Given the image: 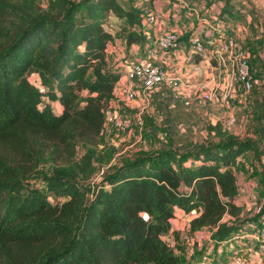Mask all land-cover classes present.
<instances>
[{"label":"trees","instance_id":"1","mask_svg":"<svg viewBox=\"0 0 264 264\" xmlns=\"http://www.w3.org/2000/svg\"><path fill=\"white\" fill-rule=\"evenodd\" d=\"M136 15L118 0H0V264H185L184 249L163 240L177 243L170 221L178 211H196L189 232L211 229L218 244L264 221V205L247 216L234 204L232 171L250 152L264 179V101L258 142L231 136L221 146L159 149L121 160L91 188L75 182L92 177L97 148L108 146L105 111L121 72L108 66L106 49L115 38L138 41ZM77 144L84 150L74 161ZM114 151L107 147V161ZM46 161L55 168L39 176L43 191L28 180Z\"/></svg>","mask_w":264,"mask_h":264},{"label":"crops","instance_id":"2","mask_svg":"<svg viewBox=\"0 0 264 264\" xmlns=\"http://www.w3.org/2000/svg\"><path fill=\"white\" fill-rule=\"evenodd\" d=\"M118 1L137 14L138 22L131 31L137 35L138 41L127 44L124 37H119L107 46L108 66L120 68L121 72L120 80L113 91L114 104L125 102L121 90L130 84L127 72L132 63H144L151 59L158 63L167 75L176 77L181 82L178 87L164 84L151 89L145 101L141 100L144 98L136 85L138 100L127 105L148 108L151 102V105L160 108L163 114L167 113L170 116V142L159 134L157 137L160 142L154 149H169L182 153L200 145L221 146L231 136L258 142V128L262 121L257 119L259 122H253L251 114L254 102L258 98L233 92V73L229 63L218 64L213 58L212 50L218 48L227 36H232L236 44L245 51L249 63L254 61L256 57L254 53L259 50L256 46L264 42V37L260 35L264 30V24H261V21L264 23V17L261 16L264 11V0H173V3L168 0ZM222 10L226 13L220 15ZM151 14L161 16L156 27L147 22L146 16ZM110 19L118 21L114 17ZM109 27L113 33H118L121 31V22L115 23L114 26L109 24ZM170 31H177L180 34L181 49L168 54L158 52L151 58L148 50L153 46L154 39ZM198 33L204 34V40H210L211 45L207 47L205 55L189 56L187 52L189 40ZM248 41L255 45L246 49ZM257 56L264 60V49H260ZM251 77L255 87L257 80L253 78L252 73ZM201 84H206L208 90L213 91L210 102L202 99ZM226 93L229 96L224 100L223 96ZM229 100L233 101L232 107ZM125 104L129 102L126 101ZM115 105L114 110L118 113L119 109ZM230 121L232 122L228 124ZM213 127L215 130H207ZM204 131L206 133H203ZM248 154L251 155L248 152L239 157L232 171L237 178L238 187L234 204L242 209L244 215L251 216L263 204L258 202L260 198L256 196L255 179H249L251 174L258 173L251 164L252 156L249 157ZM177 216L179 219L170 221L175 232L179 230L175 223L185 221L188 228L189 221L195 217L183 215L181 211L177 212ZM204 230L212 232L211 229ZM248 230L251 229H245ZM233 239L217 243L225 247V252H219L220 257L224 256V260L215 264H231L232 257L238 254L243 257V264H261L258 253L249 239L241 237L240 234Z\"/></svg>","mask_w":264,"mask_h":264},{"label":"rangeland","instance_id":"3","mask_svg":"<svg viewBox=\"0 0 264 264\" xmlns=\"http://www.w3.org/2000/svg\"><path fill=\"white\" fill-rule=\"evenodd\" d=\"M77 1L79 0H73V2ZM168 2L173 3V0H168ZM37 8L40 11H45L46 3L44 1L42 3H38ZM261 16L264 17V11ZM6 19L10 20L9 18ZM7 22H2V27L8 28L9 24ZM108 23L111 26H114L115 23L119 24L120 22L114 19H109ZM261 24H264L263 21H261ZM260 35L264 37V30L263 33H260ZM250 42L251 41H248V43L245 45L246 49H249L252 45H255L250 44ZM256 47L259 48L258 51H260V49H264V42L262 41ZM258 51L254 53V57L256 56L254 61L250 62V71L253 78H256L257 83L254 87V90L246 95V97L258 98V100L254 102V107L251 109L253 122H259V120L257 119H259L261 116L263 110L262 104L264 101V60L260 59L257 56ZM28 81L31 84L40 87V82L36 74H29ZM137 100L138 99L134 101ZM141 100L145 101V99L142 98ZM229 101L231 105V102L233 103V101ZM48 103L50 104L52 111L55 114H59L60 107L58 103L50 102L46 98L42 99V104ZM125 103L126 100L124 103L118 102L116 103V105L113 104V106L110 107L114 110L115 105L116 108L119 109L118 113L117 111L116 113L117 115L122 116V118H124V120L126 121L125 130L123 132H118L112 127H106L105 129L106 143L108 145L107 147L114 148L115 151L113 152L111 158L107 161L105 157V151H107V147L105 148L103 146H99L97 148V152L99 153V162L94 163L95 173L89 180H83L81 177L76 178L75 182L79 185L91 188L96 184L102 183L107 177L111 176L117 169L118 164L121 160L134 159L142 153L148 154L156 151V149H154V146L156 144H159L160 142V139L157 137L159 134L162 135L164 140L170 142L169 133L171 130V122L169 121L170 116L167 115V113L163 114L161 112V109L155 107L154 105H151V102L149 103L148 108H145V106H141L138 108L134 106H127L132 102H129V104ZM137 103H139V101ZM233 106L236 107L237 105ZM203 133L206 132L204 131ZM83 150V146L81 144H77L74 161L80 158V156L83 154ZM248 156L250 157L251 155L248 154ZM73 163L74 162H69L67 164V162H60L61 166H65L67 168L71 167ZM54 168L55 166L49 161L44 162L38 169V172L40 174L28 180L29 185L31 187H36L45 191V188L40 182L39 176H51L53 174ZM249 179H255L256 187L254 189L256 192V196L260 198L258 202H261L264 205V179L260 175L254 173L250 175ZM49 201L53 204L58 202L52 196L49 197ZM259 224L253 226V228L259 226ZM186 225L187 223L185 221L175 223V226H179V230L177 231L179 234L177 243L176 241H174L171 234L163 236V240H165L171 246L174 247L177 244L184 249L185 253L180 257L185 262V264H215L217 261L224 260V256L220 257L219 252H225V247H223L222 245H218L217 243H213L210 240L211 232L209 230H203L199 232V234H191ZM246 232L250 231L248 230ZM184 236L187 237V240H183Z\"/></svg>","mask_w":264,"mask_h":264},{"label":"built area","instance_id":"4","mask_svg":"<svg viewBox=\"0 0 264 264\" xmlns=\"http://www.w3.org/2000/svg\"><path fill=\"white\" fill-rule=\"evenodd\" d=\"M147 22L156 27L161 19L159 14H151L146 16ZM135 26V25H134ZM211 45L210 40H204V34L198 33L189 40L187 52L189 56H203L206 49ZM181 49V37L177 31H170L164 35H159L154 39L153 46L148 50V55L152 58L158 52L168 54L177 52ZM213 58L218 64L224 65L229 63V67L233 73L232 85L234 93L249 94L253 90V82L251 77V68L248 58L243 48L236 44L232 36H227L218 48L212 50ZM127 77L130 82L121 90L122 98L128 102L136 100V85L140 90L144 99H147V93L158 86L169 85L178 87L181 82L178 78L169 76L162 67L151 59H147L144 63H132L129 66ZM202 99L205 102L212 100L213 91L208 90L206 84H201ZM40 92H44L40 88ZM229 94H224L223 99L226 100ZM232 121L228 122L230 124ZM106 127H112L116 131L123 132L126 127V121L122 116L117 115L116 111L108 107L105 111L104 131ZM196 211H192L187 216H196ZM250 232L245 230L240 233L241 237L249 239L254 245L261 264H264V221L259 226L250 227ZM183 240H187L184 236ZM234 240L233 238L228 241ZM231 264H243L241 255H234Z\"/></svg>","mask_w":264,"mask_h":264}]
</instances>
